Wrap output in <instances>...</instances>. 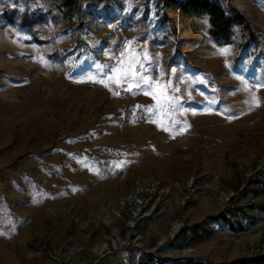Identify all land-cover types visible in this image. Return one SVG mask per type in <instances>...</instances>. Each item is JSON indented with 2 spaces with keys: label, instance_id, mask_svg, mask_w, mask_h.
<instances>
[{
  "label": "rangeland",
  "instance_id": "obj_1",
  "mask_svg": "<svg viewBox=\"0 0 264 264\" xmlns=\"http://www.w3.org/2000/svg\"><path fill=\"white\" fill-rule=\"evenodd\" d=\"M160 1L0 0V264L264 253V0H232L246 50ZM10 9L47 14L38 40Z\"/></svg>",
  "mask_w": 264,
  "mask_h": 264
},
{
  "label": "trees",
  "instance_id": "obj_2",
  "mask_svg": "<svg viewBox=\"0 0 264 264\" xmlns=\"http://www.w3.org/2000/svg\"><path fill=\"white\" fill-rule=\"evenodd\" d=\"M160 7L164 11L161 18L163 25L170 20L168 15L170 12H178L181 16L188 18L206 17L208 23L207 33L214 44L221 46L233 43L234 27L238 26L242 30L244 37V42L242 46L240 45L242 50H246L252 44L255 47L260 45L254 26L232 4V0H226L225 5H222L217 0H161ZM2 17L10 24L17 23L21 27L26 28L34 39L38 40L34 25L45 22L47 14L42 11L18 13L16 10L10 9L4 11ZM258 55L262 57L261 60L264 63V51H259ZM259 176L260 174L256 176L255 182H264V179H259ZM209 220L211 223L233 228L232 223L229 224V219L224 213L211 216ZM215 232V229H210L201 224H193L183 227L179 231V236H181L185 244H191L210 238ZM176 262V264H264V253L254 256H239L223 263H212L193 257H186Z\"/></svg>",
  "mask_w": 264,
  "mask_h": 264
},
{
  "label": "snow or ice",
  "instance_id": "obj_3",
  "mask_svg": "<svg viewBox=\"0 0 264 264\" xmlns=\"http://www.w3.org/2000/svg\"><path fill=\"white\" fill-rule=\"evenodd\" d=\"M224 53L226 54L227 53V49L224 50ZM126 78V77H125Z\"/></svg>",
  "mask_w": 264,
  "mask_h": 264
}]
</instances>
